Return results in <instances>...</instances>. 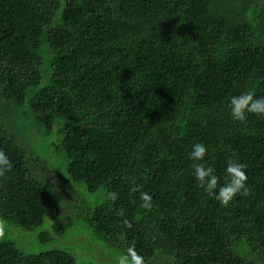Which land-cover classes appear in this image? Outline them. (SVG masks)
<instances>
[{"label":"trees","instance_id":"trees-1","mask_svg":"<svg viewBox=\"0 0 264 264\" xmlns=\"http://www.w3.org/2000/svg\"><path fill=\"white\" fill-rule=\"evenodd\" d=\"M249 90L264 98V0H0V149L13 165L0 178V217L26 230L50 218L58 234L87 224L98 241L120 254L134 244L144 260L161 252L173 264H255L264 257V116L235 121L228 107ZM23 104L46 133L63 135L60 185L104 190L82 219L34 174L41 160L53 171L49 153L12 134ZM197 143L220 185L235 152L251 194L228 207L210 198L192 168ZM133 187L152 197L150 211ZM0 264L103 263L57 246L24 252L0 234Z\"/></svg>","mask_w":264,"mask_h":264},{"label":"rangeland","instance_id":"rangeland-1","mask_svg":"<svg viewBox=\"0 0 264 264\" xmlns=\"http://www.w3.org/2000/svg\"><path fill=\"white\" fill-rule=\"evenodd\" d=\"M42 50L45 58L42 68V83H46L51 76V68L49 66L50 55L47 51V46H44ZM24 105L25 104L16 109L17 112L10 120L12 121V126L10 125L13 130L12 134L15 136L17 135V139L21 141L20 143L23 144L29 152H44L47 153V155L49 153V157H51L50 161L53 163V166L45 158L44 159L46 163L53 168V171L42 170L44 161L41 160L42 164H38V171L41 172L34 174L41 180L45 178L48 182H53L55 184L54 190L58 195L60 205L64 206L63 208L66 210H63L64 212L68 214L72 212L76 220L82 219L85 217V211H92L94 207L103 202L105 198L104 190L98 189L94 193H88L85 191L83 184L74 183L68 187L72 189L74 193L72 190L69 189L68 191L67 188L60 185V183H65V177L68 175L66 171L67 160H65L63 152L55 150V147L60 144L62 134L60 135L57 132L58 126L53 128L51 132L46 133L40 121L32 116L31 112L23 107ZM48 172L50 175H57L61 172V177H54V180L52 177L47 179L49 175ZM57 180L59 183L54 182ZM43 182L48 185L44 180ZM51 190L54 192L52 188ZM52 223L53 220L49 218L44 221L41 227L33 230H26L22 226L8 222L0 217V234L3 239L15 242L17 247L24 252H37L48 247L57 246L74 254L79 263L96 262L116 264L117 257L122 255L119 251L109 247L107 243H102L100 240L98 241V239L91 234L92 231L89 230L87 224L74 222L75 224L66 227L63 232L58 234L53 231L51 227ZM43 230L47 231L48 235L51 237L50 241L43 242L40 239V233ZM240 243L243 249L242 241H240ZM237 249L238 252H240L238 245ZM256 256L257 255H252V253H250V257L255 258ZM259 256L261 260H257L255 264H264V260H262L264 257L261 255ZM144 264H173V258L169 255L157 252L152 257L144 260Z\"/></svg>","mask_w":264,"mask_h":264},{"label":"clouds","instance_id":"clouds-1","mask_svg":"<svg viewBox=\"0 0 264 264\" xmlns=\"http://www.w3.org/2000/svg\"><path fill=\"white\" fill-rule=\"evenodd\" d=\"M233 120L244 122L247 119V114H255L264 116V98H256L255 91H245L239 96H233L228 104ZM207 149L203 143L193 145L190 153V159L193 161L192 168L194 169L195 179L198 181V186L203 188L205 193L217 200L223 207H228L234 198L239 194L248 197L251 194V189L246 186L247 175L245 172L246 166L237 161L236 153H233L232 158L226 163V183L220 185V177L215 174V169L211 166H206L201 161L204 160ZM13 169L12 162L3 151L0 149V178L6 176ZM133 192H139L141 200L140 207L150 211L153 207L152 197L140 190L139 187H133ZM109 198L115 202L117 199L116 193H109ZM119 216H124V210L120 209L117 213ZM123 224L127 228H131L132 224L126 218ZM116 264H144V259L135 250V245L127 248L126 254L117 257Z\"/></svg>","mask_w":264,"mask_h":264}]
</instances>
